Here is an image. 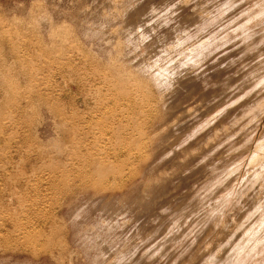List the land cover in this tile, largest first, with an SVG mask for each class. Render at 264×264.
Returning <instances> with one entry per match:
<instances>
[{
  "label": "rangeland",
  "instance_id": "rangeland-1",
  "mask_svg": "<svg viewBox=\"0 0 264 264\" xmlns=\"http://www.w3.org/2000/svg\"><path fill=\"white\" fill-rule=\"evenodd\" d=\"M0 264H264V0H0Z\"/></svg>",
  "mask_w": 264,
  "mask_h": 264
}]
</instances>
